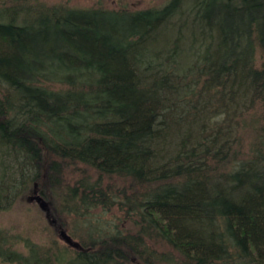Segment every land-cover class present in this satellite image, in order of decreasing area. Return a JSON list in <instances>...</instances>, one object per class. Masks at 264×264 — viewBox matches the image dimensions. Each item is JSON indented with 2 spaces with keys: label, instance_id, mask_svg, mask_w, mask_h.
<instances>
[{
  "label": "trees",
  "instance_id": "1",
  "mask_svg": "<svg viewBox=\"0 0 264 264\" xmlns=\"http://www.w3.org/2000/svg\"><path fill=\"white\" fill-rule=\"evenodd\" d=\"M184 5L199 53L179 75L144 78L138 61ZM0 8V212L36 187L74 225L42 245L0 228V262L264 264V0ZM168 94L203 126L158 163Z\"/></svg>",
  "mask_w": 264,
  "mask_h": 264
},
{
  "label": "rangeland",
  "instance_id": "2",
  "mask_svg": "<svg viewBox=\"0 0 264 264\" xmlns=\"http://www.w3.org/2000/svg\"><path fill=\"white\" fill-rule=\"evenodd\" d=\"M33 3H41L46 6L64 5L72 8L99 7L113 10H139L159 7L164 3V0H33ZM16 5H19L25 11L29 9L28 3L20 2L10 4L5 11L8 10V14H11L16 11L15 9H18ZM1 10L3 9L0 8ZM22 15H29L25 18L34 17L25 12ZM199 39L197 30L192 25L191 10L187 5H184L169 23L153 34L148 44L150 47L148 54L138 61L143 72L142 76L148 78L158 73L162 75L168 72L173 76L179 75L182 70L189 66L195 55L199 53L201 47ZM166 97H168L166 100L167 109L170 112L165 118L167 126L164 128V135L156 147V160L158 163L167 161L175 153L179 144L184 143L187 147L191 146L192 140L194 141L197 138L201 126H203V121L200 118H194L192 115L186 117L183 114L184 109L189 107V101L186 97H181L179 94H168ZM256 114L255 109L250 108L244 116L247 122H250ZM222 117V115H216L212 118V122L218 121ZM239 134L242 143L250 141L249 127L243 128V130L240 129ZM247 145L244 144L239 148V152L242 153L241 156L247 149ZM92 212L94 218L104 222L117 224L119 221L120 214L116 210L102 213L99 209H95ZM88 217L90 218V214ZM70 219L59 216L50 202L45 200L38 193L37 188L34 187L31 192L19 197L8 210L0 212V228L20 238H26L32 243L42 245L49 243L51 239L57 238V223L64 224L67 234H73L74 225ZM121 223L124 227L130 226L128 221ZM105 227L106 225H104ZM59 243L62 245L61 241ZM19 248H22V245H19ZM0 264L7 263L0 262Z\"/></svg>",
  "mask_w": 264,
  "mask_h": 264
},
{
  "label": "water",
  "instance_id": "3",
  "mask_svg": "<svg viewBox=\"0 0 264 264\" xmlns=\"http://www.w3.org/2000/svg\"><path fill=\"white\" fill-rule=\"evenodd\" d=\"M66 238H68V237H66Z\"/></svg>",
  "mask_w": 264,
  "mask_h": 264
}]
</instances>
